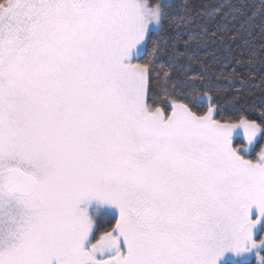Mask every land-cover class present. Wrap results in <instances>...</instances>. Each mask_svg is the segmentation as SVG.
Masks as SVG:
<instances>
[{
	"label": "snow or ice",
	"instance_id": "6c2138e0",
	"mask_svg": "<svg viewBox=\"0 0 264 264\" xmlns=\"http://www.w3.org/2000/svg\"><path fill=\"white\" fill-rule=\"evenodd\" d=\"M0 264H264V0H0Z\"/></svg>",
	"mask_w": 264,
	"mask_h": 264
}]
</instances>
